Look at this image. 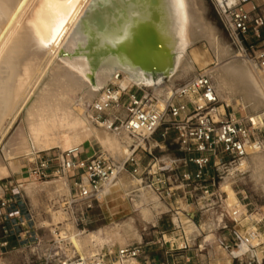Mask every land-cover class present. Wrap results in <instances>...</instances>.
Listing matches in <instances>:
<instances>
[{"label":"rangeland","instance_id":"obj_1","mask_svg":"<svg viewBox=\"0 0 264 264\" xmlns=\"http://www.w3.org/2000/svg\"><path fill=\"white\" fill-rule=\"evenodd\" d=\"M200 1L201 8L198 12V18L200 19V23L203 25V27L206 28V36H197L193 44L188 47L189 49L187 48L185 50L186 60L191 64L192 69L186 74H182L180 73V71L177 72L176 77L173 78L171 84H167H170L169 91L183 84L199 71H208L209 73L215 71L217 55L215 54L212 45H208L212 44L213 40L216 41V39V43H218L220 47L225 46L224 48L229 53V57L237 55L238 58H236V60L239 62V64L243 63L248 68H253L258 71L260 75L259 78L264 81V72L259 70L257 67H250V65L247 64L248 61L244 58V53L225 30L218 12L216 11L212 3V0ZM25 19L26 17L24 18V20ZM24 20H22L23 23ZM12 24L14 25V22ZM16 29L17 27L15 25V30ZM18 29L20 30V26ZM210 29H213V31H210ZM14 32V37L12 36V40L10 39L11 42L8 41L10 42V45L9 43H7L8 45L6 44L7 47L5 48H7V51L10 49V46L13 45L14 39L17 35L16 31ZM207 34H209V38ZM29 47H27V50L23 49V53L21 52L22 54L19 53L21 57L24 55L27 59L25 57H22V59L18 57L19 60L17 65L19 63L20 65H16V67L21 68V70H17L15 68L16 71L19 72L17 74L15 73L16 75L13 73V76H11L12 78L10 77V82L8 81V83H11L14 79L15 81L13 82L17 83H12L13 89L12 86L10 87L9 85L8 89H10H6L9 93L11 92L10 90H14L13 93H10L14 96L12 95L11 97V95H8L9 93H5L6 98H3L2 96L3 99H0V106L1 104H3V107L0 108L6 113L7 111H11L10 113L3 114L2 112L4 111L1 112L0 109V115L3 116H0V118H2L0 120V169L2 167H5L8 170L7 176H2L0 174V196H2L3 193L19 194L22 198L23 208H25L24 210H21V212L13 215L7 226L0 225V243H2L6 238L8 239L6 249L0 248V264H4L6 259V263L9 264H43L44 258L49 257L52 258V264H59L60 262H64L68 259L78 257L80 254L75 251L73 246L68 241L64 240L66 239V237L73 233L82 235V238L90 233L99 235V237L104 241V245L101 248L97 247V252H99L101 249L114 251L118 247L141 244L142 246L146 247L149 259L157 262H165L166 259L163 253L164 248H162L160 245H157L158 242L162 243V236L165 235V241L177 242L179 246L182 244L183 239H186L190 242V250L179 252L178 260L180 262H183L185 259L189 258V264H197L199 262L207 264L247 263V259H243L237 262H230V259L227 257L226 253L220 248L219 244L217 243V240L220 242L227 239L226 228L230 229V227L233 225L230 210L226 208L227 194L222 191V186L225 183L224 180L219 181V183H217L216 185V188L210 189L209 196H203L200 191H196L195 193H193L195 190V188H193L192 190H190L193 193V198L188 199V201L181 200V198H178L176 201L167 200L165 198L161 199L159 195L155 194L149 188V184L146 178H144L143 176L135 177L131 175L130 168L128 166L124 167L126 161L123 162V164L120 163V160L116 155L106 154V152L101 150L100 147L93 141L86 142L83 145L82 151L78 150L81 152L79 153L81 154L80 158L84 159L86 157L92 156L93 154H101L107 158H110L118 168L121 167L122 164V170L119 172L115 183H113L107 190L99 195V199H101V202L95 204L92 209L81 211L79 208L71 206L73 209L74 217L78 222V225L76 227L73 219H71L69 206L66 204L69 202V183L67 174L66 171L63 172L60 167L61 162L64 159V154L66 152L74 150H67L65 152H61L59 148H55L45 152L41 150H34L33 154L29 156V158L14 157V155H16V153L21 149H24L28 146L31 148L33 146V138L30 136V134H33L31 132L32 127L34 126L33 128H36L38 126L39 120L42 119L46 112V109H44L43 99L41 101L39 99L42 98L41 93L47 84V74L49 68L52 67V63H54V61H57V58H55L54 60H51L52 62H49L50 64H48V60H46L45 57L44 58L47 62L43 61L44 59H40L42 56L40 57L39 55H37L33 48L31 49L33 50L32 52L30 49L28 52ZM3 51L4 52H1V54H5L6 50L3 49ZM193 52L196 58L198 56V62L196 60H193L195 59ZM32 53H34V55ZM4 54L0 56V60H2ZM190 54L192 56H190ZM31 56L32 58H35L32 59L30 58ZM36 56L39 57V59ZM24 59L26 61H28V59L30 60L28 61V64L30 66L33 65L31 67L32 69L28 68L30 67L29 65L27 67V62H25ZM33 60L35 62H33ZM37 60H42V63L38 61L39 64L41 63L39 65L38 63H36ZM1 62L2 61H0V63ZM29 62L32 64H30ZM21 63L24 65H21ZM46 64H48L47 67ZM35 65L39 70H36ZM39 66H41V68H39ZM23 67H27L31 70V76L33 71L38 72V74L34 72L33 76L36 77H30L33 80L29 79L28 83L25 84L27 88L24 87L25 85H23V88L20 87L23 90L22 91L17 86V80H20L19 77L23 71L22 69H24ZM43 68H45V71L43 70ZM39 71L41 74L39 73ZM93 71L88 72V74L90 73L88 75L90 80L93 78ZM38 75H42L43 77L41 76L40 78L39 76V81L36 82ZM163 81L167 82V79ZM245 81L246 80L241 75H238L234 79L231 77L228 90L222 97L219 98L222 104L225 107H228L230 111H234L242 117L250 115L261 117L260 120H262L264 123V107L253 111L250 106H247L244 103V94L246 92L248 94L252 93L250 86L247 87L248 84ZM30 82H32L33 84H30ZM35 83H37V86H35ZM16 88H19L18 90H21L19 92L21 93V95L19 94L17 97L15 96ZM143 89L151 90L154 93V90L151 88ZM25 93L27 94L20 98ZM101 94L102 91L97 96L98 99L96 97L92 100L91 104H85L83 106L85 112L87 110L91 111V105L96 100H99L101 98ZM24 98H27V100L29 98V100L26 101V99ZM8 99H10V101L11 99H14L13 101L16 100L15 103L17 105H15V103H13L12 101V103L10 104L14 105L12 107H15L14 109L11 108L10 110L8 106L10 101ZM24 100L26 102H22ZM17 101H20L18 102L19 104L17 103ZM41 104H43V106ZM41 107L43 108L40 109ZM6 108H9L10 111H6ZM36 111H38V113ZM41 112H43L44 114ZM39 113L41 115H39ZM91 115L93 118L92 112ZM29 123L35 124H32L31 127ZM28 124L30 126H28ZM28 127L30 128L28 129ZM260 131L261 132L259 134V137L261 138L264 145V126L260 125ZM163 132L164 128H161L159 132L151 140H149V143L147 145L145 144V141L142 142V147L140 148L146 149L147 151L151 152L153 157L157 158L159 162L163 163H169L170 161H177L185 158V155L179 150L178 146L176 145L175 134L173 132H168L165 138H162L161 135ZM22 144L24 145L23 148ZM137 154L143 158L142 167L146 166L150 157H148L146 153L141 152L140 149L138 150ZM42 158L51 160V164L49 166V170L46 172L47 177L39 180L36 176L32 175L31 171L38 166L39 161ZM11 164L17 168L16 171L11 172ZM182 167L183 163H179L178 168L181 170ZM248 169L244 175H236L230 180H226V183H233L232 188L235 191L236 197L242 206L244 204L250 203L252 205L251 207L258 208L264 205V183L261 182L258 178H254V175ZM63 178L65 180H63ZM31 181L33 182L32 186H28L29 189L28 187L25 188V186L30 184ZM123 185L124 187L121 188V186ZM133 187H136L135 190L133 189ZM148 188L149 191L151 190L152 194H154V199L151 196L143 199V196H141L142 192H148ZM124 189H126L127 192ZM137 195L138 200L136 199ZM136 208L139 210H137ZM146 208L148 209V211ZM158 208L164 209L159 210ZM177 213H179L180 216ZM180 219H182V221ZM183 220L190 223L193 228L194 234L189 233V231L184 228V223H180L183 222ZM15 224H18V226L15 227ZM14 234H16V236ZM122 240L125 242V244ZM203 246L206 248L205 251L197 255L196 251L198 247L203 248ZM94 250L95 249H93L89 243H85L82 255H90L89 252H92ZM263 260L264 259H262V261Z\"/></svg>","mask_w":264,"mask_h":264},{"label":"built area","instance_id":"obj_2","mask_svg":"<svg viewBox=\"0 0 264 264\" xmlns=\"http://www.w3.org/2000/svg\"><path fill=\"white\" fill-rule=\"evenodd\" d=\"M212 3L244 58L264 72V0H212ZM121 80L122 74H115L113 81L102 90V99L90 107L93 118L102 124L111 120L110 130L121 129L132 138L146 137V145L161 128H164L162 138L168 132L175 134L176 145L185 158L163 163L151 152L138 148L124 164L130 168L131 175L146 178L149 188L161 199L188 201L196 191L209 196L210 189L216 188L219 181L244 175L247 171L244 162L264 148L259 137L260 125L222 104L207 71H199L173 88L170 98L162 105L151 91L137 86L123 87ZM139 149L150 157L144 167L143 158L137 154ZM79 153L78 150L65 153L60 167L67 172L69 181L66 204L82 211L101 202L99 195L115 181L118 171L110 158L93 154L81 159ZM179 163H183L181 170ZM50 164L51 160L40 159L32 175L39 180L46 178ZM251 206L250 203L241 208L235 206L231 216L233 225L226 228L227 239L217 240L230 262L247 259L246 264H259L257 255H264V205ZM24 209L19 194L3 193L0 225L7 226L11 217ZM164 238L165 235L157 245L164 248L165 262L149 259L146 247L136 244L114 251L101 249L59 264H189V258L180 262L178 256L179 252L191 249L190 242L183 239L179 246ZM7 240L0 243L1 249H6ZM203 248L198 247L197 255L205 251ZM43 264H52V258H44Z\"/></svg>","mask_w":264,"mask_h":264},{"label":"bare ground","instance_id":"obj_3","mask_svg":"<svg viewBox=\"0 0 264 264\" xmlns=\"http://www.w3.org/2000/svg\"><path fill=\"white\" fill-rule=\"evenodd\" d=\"M149 4H150V0H134V2L133 0H96V6L93 7L92 10L90 11V5H93V0H79V3L74 6V9L66 17L67 22L63 25L62 30L59 31V34L56 36L55 40L49 42L45 38L47 32L45 31L43 32V34H41V28L38 27V22H37L38 18L34 16V13L37 12L38 8L41 5V0H0V56L4 54V53L1 54V52H4L3 49L7 51V48L5 47H7L8 45L7 43H9L10 45L12 36L15 33L14 31H16L17 33V35L15 34L16 37L14 39L13 45L10 46V49L7 52L5 51L4 57L2 58V60H0L2 61L0 63L1 65L0 99H3L5 97V93L6 94L9 93L6 89H8L9 86L11 87L12 83H16L13 82L15 81L14 79L11 83H8V81L10 82L13 73L17 74L19 72L16 71V69L21 70V68L16 67V65L19 60L18 57H20L21 59L22 57L23 58L25 57L24 55L22 57L21 55H19V53L20 54L23 53L22 52L23 49L27 50V47L31 46L28 48V52L29 49L31 50L33 48L37 55L43 57V58L41 57L40 59L42 60L44 59L43 61L45 62H47L46 60H48L47 62L48 64H50L49 62H52L51 60L57 58L56 59L57 61H54V63H52L53 64L52 67L49 68L47 74V84L41 93L42 98L39 99L40 101L43 99L44 109H46L45 115L42 117V119L40 118L41 120H39V122L37 120L38 126L36 125L37 126L36 128H33L34 126L32 127V124L34 125L35 123L32 124L29 123L32 127L31 132L33 133L32 134L33 136L31 134L30 136L33 138L32 142L34 147L33 146L31 148L29 146L25 147L27 149L25 148L21 149L19 147L21 150L20 151L16 150L18 152L16 153V155H14V157L29 158V156L33 154L34 150H38V151L41 150L45 152L55 148H59L61 152H65L67 150L82 151L83 145L86 142L93 141L100 147L101 150L106 152V154L116 155L120 160V163L123 164V162H125L138 148L142 147L141 146L142 142H144V140L147 139L146 137L132 138L121 129L110 130L107 127L110 124L111 120H108L106 124L95 122L94 118H92L91 111L87 110L88 112L87 111L85 112L83 106L85 104H91L92 100L95 99L99 95V93L113 81L114 75L119 73L122 74L123 76V80L120 81V84L123 87L137 86L139 88L141 87L142 89L151 88L154 90V93L151 90L149 91H151L158 98L160 105H162L165 101H167L172 94L173 89L169 91V88L173 78L176 77V73L180 71V73L186 74L192 69L191 64L186 60L185 50L193 44L197 36H201V35L206 36L205 35L206 28L203 27V25L200 23V19L198 18V12L201 8V1L200 0H157L158 12L160 14L161 19L163 20L165 42L173 54L172 66L166 78L167 82L163 81L164 80L163 76L158 75L156 78H154L151 74H147L141 69L133 67L127 60L119 56L108 55L107 57L101 59L93 71L90 66V59H88L83 54V51L85 50V47L88 44H92L94 47L93 49L95 51V50H105L108 49L109 47H116L121 42H125L126 40H128L131 33L132 18L142 19L147 17L149 13L148 11ZM133 9H135V14L133 13ZM25 17L26 19L24 20ZM22 20H24V23L22 22ZM13 22L14 25L12 24ZM15 25L17 29L20 26V30L19 29L18 31L17 29L15 30ZM210 31H213V29L212 30L210 29ZM207 36L208 38L210 37L209 34H207ZM214 41L215 40H213V43L211 42L212 44H209L208 46L212 45V48L215 51V54L217 55L216 57L217 63L215 64L216 66L215 71L209 74L216 87L217 95L219 97H222L226 93V91L230 86L231 77L234 79L238 75H241L246 80L245 82H247L248 84L247 87L250 86L252 92L250 94H248L247 92L244 94V98H243L244 103L247 106H250L253 109V111L258 110L261 107H264V81H262L261 78H259L260 76L259 72L253 68L252 69L248 68L243 63L239 64V62L236 60V58H238L237 55L229 57V53L224 48L225 46L220 47V45L216 43L217 39L215 42ZM45 44H47V47H45ZM32 51L33 50H31V52ZM32 54L34 55V53ZM190 56L192 55L190 54ZM44 57L46 58V60ZM30 58H32V56ZM37 58L39 59V57ZM194 58L195 59L193 60H196L198 62L197 60L198 56L196 58L194 55ZM28 61L30 60L28 59ZM28 61L25 60V62H27L26 64L27 67L29 65ZM38 61L40 60H37L36 63H38ZM33 62L35 61L33 60ZM48 64H46V67L48 66ZM247 64H249L250 67L251 66L256 67L249 62H247ZM18 65H20V63ZM21 65L24 64L21 63ZM32 66L28 68H31ZM27 67H23L24 69H22L23 70L22 73L21 72H20L21 74L19 73L20 80H17L18 81L17 86L19 88L20 87L23 88V85L27 84L29 79H32L30 77H34V78L36 77L33 76L35 71H33L31 76V72H30L31 70L28 69ZM39 68H41V66H39ZM37 69L38 68L36 66V70ZM43 70L45 71V68H43ZM92 71L94 72V74H93V78L90 80L88 77L90 73L88 74V72H92ZM35 73L38 74V72ZM39 76L41 78L42 75H38L36 82L39 81L38 80ZM32 82H30V84H33ZM168 83L170 84L167 85ZM35 86H37V83H35ZM24 87L27 88L26 85ZM18 89L16 88V92H15L16 97L19 94L21 95V93L19 92L22 89L21 88H20L21 90ZM10 91L13 93L14 90L13 91L10 90ZM10 93L8 95H11L12 97L13 94ZM26 94L27 93L19 97L22 98ZM24 99H26V101L29 100V98L28 100L27 98ZM101 99H102V94L99 100ZM8 100L10 101V99ZM13 100L14 99H11V101L15 103L17 99L15 101ZM11 101L10 103L7 102L9 103L8 106L10 110L14 106L13 104L10 105L12 103ZM26 101L24 100L22 102H26ZM18 102L20 101H17V103ZM43 104L41 105L43 106ZM2 105L3 104H1L0 107H3ZM15 105L17 104L15 103ZM9 108H6V111L9 110ZM42 108L43 107H41L40 109ZM2 111L4 110L1 109V112ZM10 112L7 111V113ZM36 112L38 113V111ZM2 113L7 114L5 111ZM39 115L41 114L39 113ZM247 118L251 119L255 125L258 124L264 126L263 121L260 120L261 117H255L254 115L253 116L250 115L247 116ZM1 119L2 118H0V120ZM29 124L28 126H30ZM29 128L30 127H28V129ZM23 147L24 145L22 146V148ZM122 164L121 167L119 168L117 167L118 174L122 170ZM244 166L247 167V169L249 168L248 170H250V172L254 175V178H258L261 182L264 183V149H262L260 152L251 154L249 158L244 162ZM10 167H11V172L17 170V168L14 167L12 164L10 165ZM0 174L2 176H7L8 170L5 167H2L0 169ZM230 179L231 178L225 179L224 185L221 186H222V191H224L227 194L226 208L230 210L232 216L233 208L235 206L241 208L242 205L239 203L236 197V193L232 188L233 183L231 182L226 183V180H230ZM63 180L65 179L63 178ZM32 183L33 182L31 181V183L26 185L25 188H27L28 186L29 187L32 186ZM113 183H115V181ZM109 187L105 188V190H107ZM122 187H124V185L121 186V188ZM135 188L133 187L134 190ZM124 190L126 191V189ZM69 192H70V188H69ZM144 192L141 193L143 199L148 198L149 196H151L152 198L155 197L154 194H152L151 190L149 191V188H148V192L146 191L147 193ZM138 195L136 196V199L138 198ZM163 209L164 208H160L159 210H163ZM69 210L71 214V219H73V222L77 227L78 222L74 217L73 209L71 206L69 207ZM177 214L180 216L179 213ZM180 220L182 221V219ZM180 223H184L183 224L184 228L187 229L189 233L194 234L193 228L190 225V223L184 220L183 222ZM81 236L82 235H77L76 233H73L70 234L68 237H66V239H64L73 246L75 251H77L80 254L79 255L80 257H84V255H82V251L85 243H89L90 246L93 249H95L94 251L89 252L90 255L92 253L97 252L98 250L97 247L101 248L104 245V241L97 234L90 233L83 238ZM123 243L125 244L124 241ZM240 252L242 253V250H240ZM262 259H264V255L258 254L257 260L259 264L264 263V260L262 261Z\"/></svg>","mask_w":264,"mask_h":264},{"label":"water","instance_id":"obj_4","mask_svg":"<svg viewBox=\"0 0 264 264\" xmlns=\"http://www.w3.org/2000/svg\"><path fill=\"white\" fill-rule=\"evenodd\" d=\"M148 11L145 18H132L131 33L125 42L105 50L94 51L92 44L85 47L83 54L90 59L92 70L108 55L119 56L154 78L161 75L166 80L172 66L173 54L165 42L163 20L158 12L157 0H150Z\"/></svg>","mask_w":264,"mask_h":264},{"label":"snow or ice","instance_id":"obj_5","mask_svg":"<svg viewBox=\"0 0 264 264\" xmlns=\"http://www.w3.org/2000/svg\"><path fill=\"white\" fill-rule=\"evenodd\" d=\"M134 2V0H133ZM79 0H41V5L34 16L38 18V27L41 28V34L47 32L46 39L54 41L63 25L67 22L66 17L74 9ZM96 6V0L90 5V11ZM135 14V9H133ZM47 47V44H45Z\"/></svg>","mask_w":264,"mask_h":264},{"label":"crops","instance_id":"obj_6","mask_svg":"<svg viewBox=\"0 0 264 264\" xmlns=\"http://www.w3.org/2000/svg\"><path fill=\"white\" fill-rule=\"evenodd\" d=\"M214 251H215V248H214ZM7 262V259L5 260V263L4 264H9V263H6ZM197 264H207V263H201V262H199V263H197ZM210 264V263H209Z\"/></svg>","mask_w":264,"mask_h":264}]
</instances>
